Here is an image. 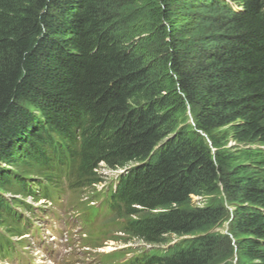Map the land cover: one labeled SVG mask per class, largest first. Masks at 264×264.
<instances>
[{"label":"trees","instance_id":"trees-1","mask_svg":"<svg viewBox=\"0 0 264 264\" xmlns=\"http://www.w3.org/2000/svg\"><path fill=\"white\" fill-rule=\"evenodd\" d=\"M232 2L0 0V264L26 198L67 204L100 163L124 170L95 212L153 248L130 264H264V0Z\"/></svg>","mask_w":264,"mask_h":264},{"label":"rangeland","instance_id":"rangeland-1","mask_svg":"<svg viewBox=\"0 0 264 264\" xmlns=\"http://www.w3.org/2000/svg\"><path fill=\"white\" fill-rule=\"evenodd\" d=\"M225 1L233 3L232 0ZM202 14L203 16L208 14L206 8H200L198 15L189 12L180 16V28L187 30L189 34L191 30L188 29L195 23L194 19ZM190 121L188 113V122ZM123 170L100 163L97 176L101 177V182L95 184L93 191H102L109 181H114ZM91 190L90 186L80 190L78 194L76 191L70 193L65 199L66 201L69 199L67 204L34 201L27 197L26 202L38 209L20 211L29 218L34 229H31L28 236L21 238L23 245L19 251L17 250V258L20 260L16 258L12 263L17 264L18 261L21 264H120L135 251L153 249L150 244L132 236L131 233L119 231L117 224L121 220L119 216L94 214L93 207L97 206L98 202L94 199L95 202L92 204V199H87L92 193ZM212 198H218L223 207L228 209V214L230 213L231 207L223 193ZM192 199L194 204H201L206 200L200 196H192ZM218 231L223 238L229 237L228 221H224ZM110 250L113 252L103 254ZM234 263L235 258L229 259V264Z\"/></svg>","mask_w":264,"mask_h":264},{"label":"clouds","instance_id":"clouds-1","mask_svg":"<svg viewBox=\"0 0 264 264\" xmlns=\"http://www.w3.org/2000/svg\"><path fill=\"white\" fill-rule=\"evenodd\" d=\"M147 251V250H146Z\"/></svg>","mask_w":264,"mask_h":264}]
</instances>
